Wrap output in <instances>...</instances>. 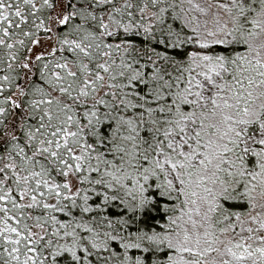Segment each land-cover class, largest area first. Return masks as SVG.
<instances>
[{
	"label": "snow or ice",
	"instance_id": "6c2138e0",
	"mask_svg": "<svg viewBox=\"0 0 264 264\" xmlns=\"http://www.w3.org/2000/svg\"><path fill=\"white\" fill-rule=\"evenodd\" d=\"M0 264H264V0H0Z\"/></svg>",
	"mask_w": 264,
	"mask_h": 264
}]
</instances>
